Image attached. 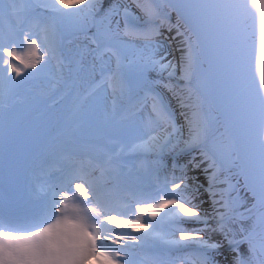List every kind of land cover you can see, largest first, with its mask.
<instances>
[{
	"label": "snow or ice",
	"instance_id": "snow-or-ice-1",
	"mask_svg": "<svg viewBox=\"0 0 264 264\" xmlns=\"http://www.w3.org/2000/svg\"><path fill=\"white\" fill-rule=\"evenodd\" d=\"M48 2L51 12L57 17L82 26H96L107 21L104 33L98 28L97 34L90 37L98 49H100L98 40L107 34L111 17L122 12L124 18L122 34L141 40L146 46L151 47V54L137 68L141 79H146L147 73L151 71L161 73L168 71L169 77L174 75L176 65L171 61L164 63L163 57L156 58V52L157 37L162 34L161 28L167 27L168 31L175 28L176 37L183 38L181 40L183 55L180 64L184 73L182 79L191 83L195 63L191 35L188 31H181L178 24H170L167 13L160 11L156 0H132L146 17L147 26L143 29L136 26L139 17L127 7L120 9L117 4L110 5L101 20L97 21L101 0H48ZM3 3L4 0H0V11ZM180 13L197 26H202L208 20L215 22L222 54L233 65L234 71L244 77L250 74L256 80L262 119L261 144L264 147V0H184ZM248 19L252 21L251 33L243 25V21ZM23 41H27L26 47ZM44 44V48L41 49L37 40L29 39L27 35L23 36L19 45L21 51H17L18 46L15 44L5 46L0 42V78L7 77L10 82L19 83L16 78L21 77L26 70L33 69L34 71L28 73V76L35 75L39 71L37 66L41 65L51 51L47 40ZM105 51L111 49H101L99 55L102 56ZM52 57L56 58L55 51H52ZM16 61H19L23 67H18ZM117 68H119V57H117ZM12 73L15 76H12ZM115 77L116 74H113L109 78ZM118 87L122 92L127 91V82L122 75L119 77ZM165 87L170 86L165 85ZM174 94L178 95L175 92ZM152 101L155 121L165 133L158 147L160 151L167 147L174 148L172 137L178 129L173 115L161 97L153 95ZM180 102L182 106H188L183 97H180ZM189 125L190 139L184 142L185 146L199 148L203 161L196 163L193 157L188 163L192 164L193 168H200L201 163L207 161V168L204 171L208 172V169L213 171L207 177L206 191L213 198V205H219L224 209L221 212L214 208L215 227H210L208 216L202 215L198 206L192 204V197L188 193L189 185L183 175L173 177L170 189L167 187L169 182L166 179L163 195L150 198L140 193L132 196L131 203H121L113 201L102 192L98 183L89 178L86 172L76 170L63 175L58 183L51 187L46 194L42 212L38 215L19 221L6 217L0 211V264H96L97 261L99 264H132L130 257L134 245L140 244L149 237L160 236L159 226L162 223L168 220H182L183 217H193L195 222L202 221L204 227L192 231L179 229V238L168 243L179 244L183 240L197 244L204 250L202 264H216L207 253L215 252L225 244L234 254L232 264H252L254 260H260L261 264H264V212H261L256 219L261 229L259 233L255 229L241 228L239 230L241 235L237 237L236 232L229 225L238 219H244L245 214L236 211L239 207V197L231 196L236 186L228 183L227 188L219 192L215 190V185L223 182L218 179L223 161L218 162L215 153L207 150V121L194 111ZM150 140L154 142L157 137L152 136ZM152 146L157 147L156 144ZM181 168H187V165H182ZM258 179L261 185L258 203L264 208V151L261 154ZM253 194L255 195V192ZM218 195L219 199H216ZM189 204L192 206L189 207ZM165 209L169 211L164 212ZM247 211L251 212L252 209ZM161 212H164L163 216H160ZM158 216L159 220L156 219ZM145 217L148 219L145 220ZM116 229L130 231L117 232ZM141 231L145 233L144 237L133 235ZM206 232L219 233L224 242L206 239ZM108 241L111 243H107ZM244 244L248 245L247 256L241 251V245ZM112 245H121V247H112Z\"/></svg>",
	"mask_w": 264,
	"mask_h": 264
},
{
	"label": "rangeland",
	"instance_id": "rangeland-1",
	"mask_svg": "<svg viewBox=\"0 0 264 264\" xmlns=\"http://www.w3.org/2000/svg\"><path fill=\"white\" fill-rule=\"evenodd\" d=\"M176 2L177 0H156L162 13H169L171 8H175ZM112 4L119 5L120 9L127 7L135 14V16L139 17L136 21V26L138 28L143 29L147 26L142 24V22L146 20V17H144L141 11L131 3V0H101L100 11L96 17L97 21L101 20L104 12ZM9 9H16V15L14 16V13L10 12ZM8 15L11 16L12 25L17 24V29L22 31L19 34L20 36L17 34L19 40L16 41L15 39L13 41L15 45L18 46L17 51H21L19 45L25 35H27L29 39H36L37 43L41 46V49L44 48L45 44L41 36V31L36 29V23L38 21L47 24L52 35L56 39H59V41H63V43L64 41L71 43L73 40H76L79 45L89 43L95 48L92 63L95 72H97L95 74L96 76L94 75L96 77L94 79L96 83L94 84L91 82L87 89L84 90L85 94L77 96L78 98L75 100V103L76 106L78 104V116L71 121V125L69 126V128L72 126V132H68H70V135L74 136V139L76 138V140L80 138L90 141L97 139L103 141L106 146H111L110 148H120L122 145V150L130 151L129 153H141L137 154L139 156L134 158L126 155V158H123L122 163L133 169L137 166L142 168L153 167L159 170L157 183H155L152 177L150 178V183L154 190L153 192L157 194L155 197L163 195L162 190L165 188L166 179L169 182L167 187L170 189L173 177L169 178L168 175L166 176L165 173L167 169L165 168L169 166L170 163L174 162L175 159L178 165H182L185 162L183 156L174 157L173 154L181 152L186 148L184 142L190 139L189 119H186L184 124L182 114H180V110L176 105V97L161 84L162 80L169 82L168 80L172 78L166 79L165 75H168V71L162 73L151 71L147 73L146 79H141L139 77L137 68L147 60L151 54V47L146 46L141 40L132 39L122 34L124 28L122 12L120 15H114L111 17V24L108 25L107 34L98 40L100 49L97 48L96 44L92 43L90 37L97 34L98 28L101 33H104L105 25L108 24L107 21L96 26H82L76 22L59 18L56 14L51 12L48 0H4L2 11H0V18L8 19L10 17ZM167 18L169 17L167 16ZM19 20L25 22L26 27L19 28ZM205 23H207L210 30L215 31L218 34L215 22L208 20ZM243 25L246 26L247 31L251 33V19L243 21ZM180 30L188 31L191 35L195 56L193 67L195 70L193 69L194 74L191 80L192 85H188L189 87H187L186 92L183 91L184 94L182 96L185 99L184 101L188 103V106L186 107L187 113H189V116L192 118L191 113L194 111L198 112L207 121V150L211 153H215L218 162L223 161L218 178L223 182L217 183L215 185V190L219 192L220 190L227 188L228 183L234 184L236 190L231 192V196L239 197V207L236 208V211L245 214L244 219L236 220L231 223L229 227L236 232L238 238L241 235L239 231L241 228L245 230L255 229V231L259 233L261 229L257 225L256 219L261 212H264V208H261L258 203L261 193V185L260 182H258V173L261 163V154L262 151H264V147H262L261 144V122L259 120H257V123L251 122L254 113L249 112V106L246 108V103L240 102V125L222 124V118L227 112V106H229L227 86L224 85L223 80L217 73L212 58L206 49V45L200 37L195 34L189 26L181 25ZM161 33L162 34L157 37L158 50L156 52V58L163 57L164 63L171 61L175 64L176 69L174 75L180 77L181 74H184L180 66L181 57L183 55L181 52L182 48L175 47V50H173L169 40L166 38L167 35L162 31ZM176 38L177 40L173 43L175 46H177L176 43H178V41L181 42L183 39L181 37ZM9 41H12V37H10ZM23 44L26 47L27 41H23ZM179 46L182 47V45ZM104 48H110L111 51H105L102 56L99 55L100 50ZM56 57H58L57 54ZM117 57H119V68H117ZM60 63L61 62H58V64L54 63L52 54L50 53L48 57H45V60L42 61L40 66L47 72V78H49V76L58 72L60 69ZM113 74H116V77L110 79L109 77ZM121 75L127 82V91L124 92L120 91L118 87V80ZM249 76L256 84L258 91L256 80L250 74ZM97 78L99 79L97 80ZM169 83H173L172 85H174L172 80H170ZM109 94H111L113 98L115 97L112 103L107 99ZM153 95L161 97L168 105L169 110L173 115L174 123L178 129V132L172 137V143L175 144L174 148L167 147L165 150L160 151L158 147V145L162 143L165 133L161 131L160 126L155 121L152 107L149 105L148 98H152ZM255 117H257V114H255ZM231 123H233L232 120ZM111 128H115L112 133L110 131ZM155 131L159 132V135L156 136L157 140L153 142L150 140V137L154 136L153 133ZM168 131H171V129H168ZM145 142L147 143L145 144ZM153 144H156L157 147H153ZM137 145L145 146L138 148L136 147ZM194 152L201 153V150L197 148ZM199 158H201V155H199ZM56 164L57 163H55V168H57ZM247 164H251L250 168H246ZM183 169V176L190 181L193 177L189 176L188 168ZM252 169L253 173L252 176L250 175L249 179L247 171H252ZM51 171H54V169ZM176 173L179 177L182 176L179 175L181 174V171L177 170ZM39 177L42 176L37 175V178ZM250 180L255 183L253 188L250 187ZM38 182L43 184V186H48L47 181L44 178L38 179ZM29 183L32 184V181ZM254 192L255 195L253 194ZM188 206L191 207L192 204H189ZM248 209H252V211L248 212ZM168 211L169 209L164 210V212ZM164 212H161L160 216H163ZM201 214L207 215L209 218L208 220H211L214 217V211L213 213L211 212V214L201 211ZM181 216H183L182 213ZM147 219L148 217H145V220ZM156 219L159 220L160 217L158 216ZM215 224L216 222L211 225L209 224V226L214 227ZM203 227V222H195V218L193 217H183L182 220L178 221L168 220L159 226V232L161 235L152 236L149 237V239L154 238L159 243L168 242L179 238V229L192 231ZM134 235L140 236L138 233ZM205 238H210L207 232L205 233ZM149 239L146 240L145 243H150ZM258 239L259 237L257 236V240ZM173 245L186 246L167 253L168 251L165 250V248L161 247L160 244L157 245L156 247L159 251L162 249L166 252V254H164L165 252L162 254L161 250L157 253L155 256V259L158 260L157 262L155 259L148 257L145 258L140 253L132 256L130 259L132 264H202V253L204 250L197 244L181 240L179 244ZM135 249L138 250L137 247ZM247 249V244L241 245V251L244 252L246 256L248 254ZM156 251L157 249L150 251L146 250L143 252L155 254ZM230 253V251L221 250L220 252L207 253V255L212 257L216 264H232V262L228 261ZM169 257L171 258V262H168L170 260ZM252 264H261V262L260 260H254L252 261Z\"/></svg>",
	"mask_w": 264,
	"mask_h": 264
},
{
	"label": "bare ground",
	"instance_id": "bare-ground-1",
	"mask_svg": "<svg viewBox=\"0 0 264 264\" xmlns=\"http://www.w3.org/2000/svg\"><path fill=\"white\" fill-rule=\"evenodd\" d=\"M183 3L184 0H177L175 6V9L180 15V18L178 17V19H180L179 26H189L194 31V33L200 37V39L206 45V49L212 58L213 65L216 68L217 73L223 80L224 85L227 86V97L229 99V106H227V112L222 118V124L240 125V102L246 103V108L247 106H249V112L254 113V117H252L253 119H251V122L257 123V120L262 122L256 84L250 79L251 77L249 75L246 77L239 76L234 71L233 65L222 54V48L220 46L217 32L210 30L207 23H204L202 26H197L191 20L181 15L180 9L182 8ZM169 21L170 19L168 20V22ZM25 25V22L19 20V28H23ZM41 26L43 27V32L45 33V36L48 39L47 42L49 43L50 47L54 49H56V46L58 47L55 51V53L58 55V57L56 58L60 59L61 62L60 69L58 70V72L56 74L51 75V78L47 79V72L40 65H38L37 68L39 69V71L35 75L28 76V73L34 71L33 69H28L24 73H22L21 77H17L16 79L19 81V83L10 82L7 77L0 78V99L4 98V93L6 92H10L12 94L7 106L8 108L17 104H25L27 102H30L34 98H40L42 100V105H40L36 109V112H38L40 116L39 125L41 129L44 130L47 128V131L43 139L39 143V148L37 152L29 157L24 175L27 180L25 182V189L31 194H35L36 192V194H39L41 190L48 188V186H43V184L38 182L37 175L40 174L39 168H43L46 171L49 170L52 173H55L60 170V172H66L65 174H67L69 172L76 171L73 170V168H75L73 167V165L76 166L80 164V154H78L77 157L72 156L70 154V149L74 147L76 142H74V137L70 135V132H68L66 129L69 128V126L71 125V121L78 116V104L76 106V103L73 102L75 99H77L78 93L81 92L80 88L82 87V85H84L85 88L88 87L90 82L96 78L95 74L97 73L95 72L94 65L92 63V59L95 54V48L92 45H90L89 43L79 45L76 40H73V42L71 43L68 41H64L63 43V41H59V39H56L54 36L52 37L50 35L49 26L47 24L42 23ZM17 28V24L12 25V23H8L7 18L1 17L0 42H2L5 46L15 44L13 41L15 39L16 41H18L20 36L19 34L22 32ZM17 34L19 36H17ZM10 37H12V41H9ZM176 44L181 45V42L178 41V43ZM173 45L175 46V44ZM16 63L18 67H23L19 64V62ZM11 75L15 76L14 73H12ZM183 75L184 74H181L180 77L177 75H173L171 76L172 78L169 77V75H165L166 79L171 78L168 80L169 82L170 80L174 82V85H172V87L174 89H177L178 95L176 94V98H178V100H180V97L183 96V91L186 92L187 87H189L188 85L192 83H189L187 80L182 79ZM148 99L150 106L152 107V98ZM187 104L188 103H186V105ZM2 107L3 106L0 104V114L5 112L2 111ZM255 114H257V117H255ZM183 119L184 121L185 119L190 120L191 116H189V113H186V116ZM231 120L233 121V123H231ZM114 129H110L111 133L114 132ZM51 131H55V134L53 136L48 137V134ZM153 135L158 136L159 132L155 131ZM110 151H114V154L111 159L107 161L106 156ZM100 152L102 153L101 160H99L98 162L94 161L92 164H89L88 167L84 168V172L88 174L89 178L95 180L97 183H104V180L108 181L111 179L110 184L108 182V184L106 185V193L108 194L107 196H110L113 201L118 202L117 199L112 197L117 196V192L114 191V189L116 188H114L115 186H113L114 184H112V181H116L117 183H119V185L121 186L120 188H123L125 192L129 191L138 194L139 191L135 190L132 187H128V185H126V182H130L133 179H138L136 181V185H143L145 178L148 177L149 174L152 178H154V176L157 177L159 173L157 168L151 170L153 167L142 168L135 166L133 169L129 168L128 165L123 164V158H125L130 151L122 150V147H120L119 149H101ZM189 155L191 159L194 156L198 155L197 159L200 160V162L203 161V156L201 155V153L191 152ZM199 155H201V158H199ZM138 156L139 155H135L132 157L134 158ZM175 156L180 157V155H174V157ZM55 163H57V168H55ZM250 166L251 164H247L246 168H250ZM187 168L189 176L193 177L190 181L187 180V183L189 185L188 191H194V188L196 186H199V188L200 186H208L207 181L205 182V180H203L202 174L209 176L213 170L208 169V172L204 171V169L207 168V161H204L200 168H193V166L191 168L187 166ZM53 169L54 171H51ZM141 171L146 173L145 176L142 175L141 177H139V175L141 174L139 172ZM128 172H134L133 177L128 178ZM249 172L247 171L250 179V175L252 176L253 169L252 171L249 170ZM56 177H58L57 173ZM30 181H32L33 183L30 184ZM250 184L251 188H253L255 185V183H253V181L251 180ZM144 186H146L145 183ZM126 195H128V193H126ZM216 199H219V197L217 196ZM193 202L194 204H197L198 210L204 211L208 214H211V212L213 213L214 208L221 212L224 211V209L220 208L219 205H213V198L210 196L208 191H202V193L198 194L197 197L195 196ZM209 224L211 225L212 222H209ZM116 231L124 232L130 230L116 229ZM136 233H138L140 237L145 236V233L143 231L135 232L133 233V235ZM210 233L211 240L220 241L221 243L224 242L223 237L219 233ZM146 240H143L140 244H137V246L134 245L133 249H135L136 247L141 251H150L157 249L158 253L162 250L161 248L160 251L158 250L156 246L160 243L157 242V240H155L154 238L149 239L150 243H145ZM107 243L110 244L111 242L108 241ZM112 247H121V245H112ZM164 252L165 251L162 250V254ZM229 256L230 257L228 258V261L232 262L234 254L230 253ZM155 261L157 262L158 260L155 259ZM168 262H171V260H169ZM96 264H99V261H97Z\"/></svg>",
	"mask_w": 264,
	"mask_h": 264
},
{
	"label": "water",
	"instance_id": "water-1",
	"mask_svg": "<svg viewBox=\"0 0 264 264\" xmlns=\"http://www.w3.org/2000/svg\"><path fill=\"white\" fill-rule=\"evenodd\" d=\"M173 9H175V8H171V10H170V12L169 13H167V16L169 17V19H170V24H172V25H179V22H180V19H178V17L180 18V15H179V13H178V11L177 10H173ZM144 25H147L146 24V21L143 23ZM161 31L162 32H164V33H167V34H174L175 32H176V29L175 28H173L172 29V31H168V29H165L164 27L163 28H161ZM166 80H162L161 81V84L165 87V85H169L170 87H165V88H167L175 97H177L176 96V94H174V92H175V89L172 87V84L171 83H169V82H165ZM176 93V92H175ZM177 100H176V102L178 103V104H180L181 102H180V100H178V98H176ZM195 149H197V148H185L184 150H182L181 152H177V153H174L173 155H178V154H180V155H184V157H187V159L188 160H190V153L191 152H194V150ZM198 156V155H197ZM197 156H194V158H195V162L196 163H200V160H198L197 159ZM201 165H202V163H201ZM190 168L192 167V164H189L188 165ZM201 167V166H200ZM201 174V173H200ZM203 175V180H205V182L207 181V183H208V179H207V177L208 176H206V175H204V174H202ZM196 188V187H195ZM200 188L201 189H205V188H208V186H200ZM216 220L214 219V218H212L211 220H208V222H215ZM221 250H228L229 251V249H228V247H227V245L225 244V246L223 247V248H221V249H219V250H217V251H215V252H220Z\"/></svg>",
	"mask_w": 264,
	"mask_h": 264
}]
</instances>
